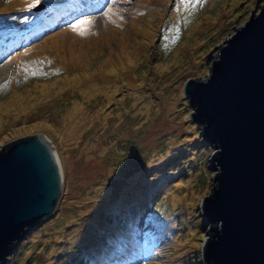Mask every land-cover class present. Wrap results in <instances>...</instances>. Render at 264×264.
Segmentation results:
<instances>
[{"label": "rangeland", "instance_id": "374dc122", "mask_svg": "<svg viewBox=\"0 0 264 264\" xmlns=\"http://www.w3.org/2000/svg\"><path fill=\"white\" fill-rule=\"evenodd\" d=\"M75 1L0 0V105L36 100L4 118L0 147L42 129L64 172L55 209L5 264H205L200 202L214 185V148L183 89L207 77L219 46L264 0ZM78 20L88 23L74 30ZM77 75L101 83L85 94L69 82ZM73 101L84 118L70 138L58 120Z\"/></svg>", "mask_w": 264, "mask_h": 264}, {"label": "water", "instance_id": "95a60500", "mask_svg": "<svg viewBox=\"0 0 264 264\" xmlns=\"http://www.w3.org/2000/svg\"><path fill=\"white\" fill-rule=\"evenodd\" d=\"M222 42L205 79L188 78L191 118L214 148V185L200 202L209 224L205 264H264V1ZM64 184L61 158L42 129L0 147V264L49 216Z\"/></svg>", "mask_w": 264, "mask_h": 264}, {"label": "bare ground", "instance_id": "6f19581e", "mask_svg": "<svg viewBox=\"0 0 264 264\" xmlns=\"http://www.w3.org/2000/svg\"><path fill=\"white\" fill-rule=\"evenodd\" d=\"M132 60H134V56L130 55ZM109 72L110 75H116V67L115 65H109ZM79 75L72 77L69 82H75L77 83L79 89H83L81 90L82 93L85 94H89V92H91L92 90L96 89V87H98L99 83L101 82H95L93 80H88L87 84L84 85L82 83H80L79 81ZM117 77V76H116ZM110 78H108L109 80ZM116 82V81H115ZM113 87H115V85H105L104 86V90H107L110 94H112L114 92ZM27 94V93H25ZM24 96H20V95H16L13 99H10L9 101L5 102L4 104L0 105V127L3 125L4 123V118L6 116H10V119H13L16 116H19L20 113H23L24 111H26L28 108L36 105L34 103L35 98H32L29 101H26L24 98ZM25 97H27V95H25ZM108 99H111L110 96H107ZM80 105L81 102L80 101H73L72 104L66 108V112L64 113V116H62L59 120L58 123L60 122L63 125V128L65 129L64 134L66 133H70V138H74L73 135H76L78 132L77 130H75V127H77V129L79 130L81 128L80 126V122L82 121V119L84 118V114L81 113L80 111ZM69 118V122H67L66 120ZM80 126V127H79ZM60 127V126H59ZM62 128V129H63ZM61 130V129H60ZM177 200H181L176 198ZM173 221H170L168 223V227H166V230H170L172 228H170V226L172 225Z\"/></svg>", "mask_w": 264, "mask_h": 264}, {"label": "snow or ice", "instance_id": "6c2138e0", "mask_svg": "<svg viewBox=\"0 0 264 264\" xmlns=\"http://www.w3.org/2000/svg\"><path fill=\"white\" fill-rule=\"evenodd\" d=\"M28 6L31 7V5H28ZM84 23H88V21L78 20V21L76 22V24H73V25H72V27H73V29L75 30V29H77L78 25H82V24H84ZM81 34H84V31H83V30H81Z\"/></svg>", "mask_w": 264, "mask_h": 264}, {"label": "trees", "instance_id": "16d2710c", "mask_svg": "<svg viewBox=\"0 0 264 264\" xmlns=\"http://www.w3.org/2000/svg\"><path fill=\"white\" fill-rule=\"evenodd\" d=\"M203 142H207V141H206L205 139H203ZM133 196H134V195H133ZM133 196H132V197H133ZM134 197H135V196H134ZM87 260H88V258L85 259V258L82 257V260H81L80 264L88 263Z\"/></svg>", "mask_w": 264, "mask_h": 264}, {"label": "clouds", "instance_id": "9594fccd", "mask_svg": "<svg viewBox=\"0 0 264 264\" xmlns=\"http://www.w3.org/2000/svg\"><path fill=\"white\" fill-rule=\"evenodd\" d=\"M201 135V134H200ZM202 136V135H201ZM203 139H205V138H203ZM206 140V139H205ZM207 141V140H206ZM208 142V141H207ZM209 143V142H208Z\"/></svg>", "mask_w": 264, "mask_h": 264}]
</instances>
